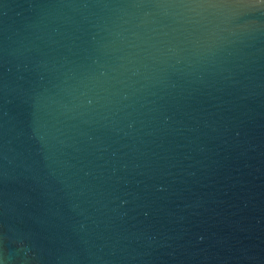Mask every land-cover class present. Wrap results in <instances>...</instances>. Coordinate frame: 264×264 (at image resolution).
Segmentation results:
<instances>
[{
    "label": "water",
    "instance_id": "water-1",
    "mask_svg": "<svg viewBox=\"0 0 264 264\" xmlns=\"http://www.w3.org/2000/svg\"><path fill=\"white\" fill-rule=\"evenodd\" d=\"M0 264H264V0H0Z\"/></svg>",
    "mask_w": 264,
    "mask_h": 264
}]
</instances>
